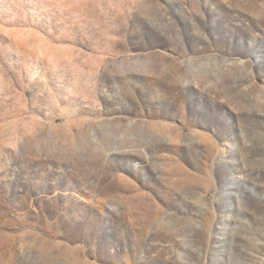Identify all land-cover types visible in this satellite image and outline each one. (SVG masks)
I'll return each instance as SVG.
<instances>
[{"label": "rangeland", "instance_id": "rangeland-1", "mask_svg": "<svg viewBox=\"0 0 264 264\" xmlns=\"http://www.w3.org/2000/svg\"><path fill=\"white\" fill-rule=\"evenodd\" d=\"M0 264H264V0H0Z\"/></svg>", "mask_w": 264, "mask_h": 264}]
</instances>
